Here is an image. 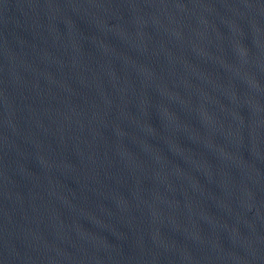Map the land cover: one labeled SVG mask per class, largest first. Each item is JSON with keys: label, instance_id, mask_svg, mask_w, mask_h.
Returning <instances> with one entry per match:
<instances>
[{"label": "water", "instance_id": "95a60500", "mask_svg": "<svg viewBox=\"0 0 264 264\" xmlns=\"http://www.w3.org/2000/svg\"><path fill=\"white\" fill-rule=\"evenodd\" d=\"M0 264H264V0H0Z\"/></svg>", "mask_w": 264, "mask_h": 264}]
</instances>
